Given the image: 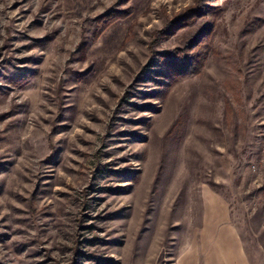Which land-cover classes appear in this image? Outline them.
<instances>
[{
    "label": "rangeland",
    "instance_id": "rangeland-1",
    "mask_svg": "<svg viewBox=\"0 0 264 264\" xmlns=\"http://www.w3.org/2000/svg\"><path fill=\"white\" fill-rule=\"evenodd\" d=\"M0 264H264V0H0Z\"/></svg>",
    "mask_w": 264,
    "mask_h": 264
},
{
    "label": "trees",
    "instance_id": "trees-1",
    "mask_svg": "<svg viewBox=\"0 0 264 264\" xmlns=\"http://www.w3.org/2000/svg\"><path fill=\"white\" fill-rule=\"evenodd\" d=\"M205 1L206 0H203V3H205ZM202 5V4H201ZM203 8H202V6H195V7H193L192 9H190L189 10V13H191V17L192 16H198V13L199 12H201V10H202ZM188 13V14H189ZM186 17V16H185ZM184 17V18H185ZM183 18V19H184ZM171 56V57H170ZM169 56V58H167V61H171L172 63H174V64H177V65H175L176 67H178V73H180V75L182 74V75H190V74H192L193 73V69L191 68H189V66H190V61H191V59L192 58H190L189 56L188 57H185L184 58V60H182L181 62H179V61H177V62H175L174 61V59L172 58V56H173V54L172 55H170ZM175 67V69H177ZM177 71V70H176Z\"/></svg>",
    "mask_w": 264,
    "mask_h": 264
}]
</instances>
